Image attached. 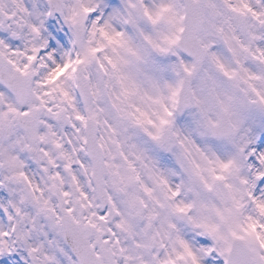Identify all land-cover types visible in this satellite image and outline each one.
<instances>
[{"label":"snow or ice","instance_id":"6c2138e0","mask_svg":"<svg viewBox=\"0 0 264 264\" xmlns=\"http://www.w3.org/2000/svg\"><path fill=\"white\" fill-rule=\"evenodd\" d=\"M0 264H264V0H0Z\"/></svg>","mask_w":264,"mask_h":264}]
</instances>
